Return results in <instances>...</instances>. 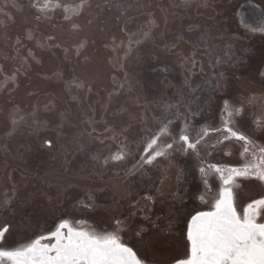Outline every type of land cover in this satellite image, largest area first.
Here are the masks:
<instances>
[{
  "label": "rangeland",
  "instance_id": "1",
  "mask_svg": "<svg viewBox=\"0 0 264 264\" xmlns=\"http://www.w3.org/2000/svg\"><path fill=\"white\" fill-rule=\"evenodd\" d=\"M33 2L43 6L47 0H0V200L6 193L13 198L0 209V231L7 229L14 247L46 235L61 218L108 231L119 220L124 242L151 261L169 263L185 250L188 214L204 209L199 159L228 165L237 160L224 156L239 145L217 144L219 134L210 133L199 159L174 153L143 172H126L140 159L139 142L165 115L174 119L175 134L187 117L195 136L204 126L221 127L225 100L239 106L258 98L244 103L234 120L264 144L256 123L264 115V37L246 32L240 13L253 4L264 8V0H207V7L192 0L187 8L174 6L181 0H87L79 16L72 10L80 0H60L70 20L63 8L42 15ZM138 30H150L152 39L133 44L126 56L128 33ZM193 52L195 67L181 66L177 54ZM205 80L214 83L209 87ZM177 103L173 118L165 105ZM106 128L115 130L114 138ZM122 141L131 153L125 161L104 166L92 159L102 160ZM142 227L141 239L136 233Z\"/></svg>",
  "mask_w": 264,
  "mask_h": 264
},
{
  "label": "snow or ice",
  "instance_id": "2",
  "mask_svg": "<svg viewBox=\"0 0 264 264\" xmlns=\"http://www.w3.org/2000/svg\"><path fill=\"white\" fill-rule=\"evenodd\" d=\"M31 7L37 8L42 15L56 8L64 9V19L70 20L69 8L56 0H47L43 6H38L35 2L30 4ZM87 6V0H80V3L72 10V15L79 16ZM177 7H191L192 0H181ZM202 6L207 7V0H204ZM259 11V16L255 24L245 22L246 32L260 34L264 37V8L253 4ZM238 14V13H237ZM174 17L175 14H172ZM39 19V16L37 17ZM169 17L165 16V29L167 28ZM91 23V21H89ZM150 27H156L155 21L149 19ZM74 29L78 25H72ZM191 30V29H190ZM51 39V38H50ZM151 31H136L128 33V45L125 55L133 51L132 45L137 46L151 40ZM177 40L183 39L180 34L176 35ZM196 54L193 52L190 57H182L177 54V59L182 60L181 66L195 67ZM209 59H212L209 53ZM216 63L221 61L216 58ZM201 71L203 69L201 68ZM223 79V73L220 74ZM187 84V81H185ZM214 82L205 80L204 84L209 87ZM80 87V84L70 82L69 87ZM122 87V85H121ZM112 95L111 93L109 94ZM264 99V98H261ZM258 102L257 97H248L245 101L240 102L239 106L229 100L224 101L222 110L221 127L204 126L192 134V127L187 117L184 118V127L178 134L172 129L174 119H169L167 115L158 121V128L155 131L149 130L148 135L142 139L138 148L143 147L140 153V159L128 169L126 175L131 176L143 172L145 166H152L158 162V158L168 160L174 153L185 155H194L199 159L201 155V146L206 144V138L210 133H217L220 139L217 144L229 145L238 144L240 156L244 161L239 167L221 165L219 163H210L204 159H199L198 169L202 176V183L205 191L199 196V199L210 204V210L193 209L186 219V233L182 239L186 240L184 247L185 254L173 256L170 264H264V144H257L256 140L250 135L236 127L234 118L240 116L244 111V103L255 104ZM180 104L165 105V112L171 113L173 118L178 117L176 110ZM227 113L224 118L223 113ZM13 125L16 121L13 120ZM92 123V121H89ZM257 126L264 131V115L257 120ZM114 136L117 134L113 129ZM10 131L7 135H11ZM170 137L171 142L163 138ZM46 145L51 147V141L46 140ZM104 144L105 141H99ZM216 147L215 144L212 145ZM126 141H122L115 151L109 150L108 155H104L102 160L100 155H93L92 159L100 161L106 166L111 163H119L126 160L131 155L127 150ZM211 155V153H209ZM219 177L218 191L213 190L209 182V175ZM237 178H244L249 181L257 182L259 187V198H253L247 204L237 203L234 188L238 187ZM13 197L15 188L12 189ZM88 199L92 196L89 193ZM145 200H154L152 195H146ZM12 197L0 200V209H6L11 206ZM86 207L90 205H85ZM145 219L157 227L154 221L145 216ZM120 221L116 220V227L113 230L97 231L93 227L81 226L82 221L70 220L67 218L59 219L55 224L54 230L47 234L36 235L35 238H26L17 242V246H10L5 237V231H0V264H159V262L141 258L133 247L128 246L121 237L122 228ZM169 228L174 225L169 222ZM147 229L141 228L136 235L142 237V233Z\"/></svg>",
  "mask_w": 264,
  "mask_h": 264
},
{
  "label": "flooded vegetation",
  "instance_id": "3",
  "mask_svg": "<svg viewBox=\"0 0 264 264\" xmlns=\"http://www.w3.org/2000/svg\"><path fill=\"white\" fill-rule=\"evenodd\" d=\"M229 152H230V154H227L224 157H227L230 160H237V161L233 162V163L230 162L228 164V166L239 167L244 162L240 156L239 147L229 149ZM209 181H210V184L213 186V190L218 191L219 183H220L219 177L216 175L210 174L209 175ZM237 184H238V187L234 188V193H235V197H236L238 204L244 205V204L249 203L251 201V199H253V198H259L261 193L259 191V187L257 185V182L249 181V180L244 179V178H237ZM202 193H204V192L202 191ZM201 202H202V205L204 206V209H202V210H204V211L210 210V204L204 203L203 201H201ZM96 230L100 231L99 228H96ZM183 233H186V226L184 228ZM184 243H186V240H184ZM128 246L133 247L131 245H128ZM133 250L137 252V255L139 257L146 258V257L141 256L140 253L134 247H133ZM185 252H186V248L182 253L181 252L179 253L180 255L179 254L178 255L182 257L185 254ZM147 259L150 260L148 257H147ZM167 264H170V262L169 263L167 262Z\"/></svg>",
  "mask_w": 264,
  "mask_h": 264
},
{
  "label": "trees",
  "instance_id": "4",
  "mask_svg": "<svg viewBox=\"0 0 264 264\" xmlns=\"http://www.w3.org/2000/svg\"><path fill=\"white\" fill-rule=\"evenodd\" d=\"M240 13H241L242 25L245 26V22L248 24H255L257 22V18L259 16V12L257 11V9H255L253 7H248V9L242 8V9H240Z\"/></svg>",
  "mask_w": 264,
  "mask_h": 264
}]
</instances>
